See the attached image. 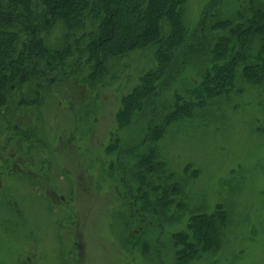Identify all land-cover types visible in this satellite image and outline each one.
I'll return each mask as SVG.
<instances>
[{
	"label": "rangeland",
	"instance_id": "1",
	"mask_svg": "<svg viewBox=\"0 0 264 264\" xmlns=\"http://www.w3.org/2000/svg\"><path fill=\"white\" fill-rule=\"evenodd\" d=\"M249 1L221 0L213 13L233 20ZM210 3L183 1L187 45ZM192 54L178 55L159 115L174 94L198 104L190 93L202 83L205 57ZM155 67L153 51L136 52L113 61L100 84L80 68L51 84L40 105L14 101L10 123L0 126V264H174L171 236L218 208L229 214L219 251L194 264H264V82L240 80L228 97L167 128L158 158L183 200L161 221L139 216L123 188L133 185L126 151L143 142L149 112L125 128L117 123L122 99Z\"/></svg>",
	"mask_w": 264,
	"mask_h": 264
},
{
	"label": "trees",
	"instance_id": "2",
	"mask_svg": "<svg viewBox=\"0 0 264 264\" xmlns=\"http://www.w3.org/2000/svg\"><path fill=\"white\" fill-rule=\"evenodd\" d=\"M183 1L0 0V126L10 123L5 115L14 101L40 105L39 98L62 75L71 78L85 68L87 79L100 84L113 61L151 50L155 69L122 99L117 114L118 126L125 128L134 115L149 112L143 142L126 151L134 164L133 185L124 181L123 188L139 216L162 221L173 208L181 209L182 191L158 158L165 131L198 105L228 97L240 80L264 82V8L251 0L235 19L219 21L213 12L221 0H211L199 33L187 45ZM55 29L61 37L52 42ZM180 53L184 61L192 53L205 57L202 83L190 93L198 104L174 94L173 105L159 115L158 101L180 70L178 65L171 72ZM228 225L229 214L222 208L190 218L185 231L171 236L174 264H194L217 253Z\"/></svg>",
	"mask_w": 264,
	"mask_h": 264
}]
</instances>
